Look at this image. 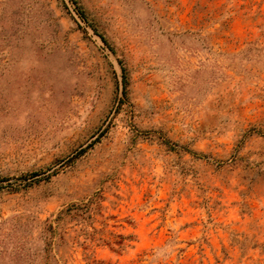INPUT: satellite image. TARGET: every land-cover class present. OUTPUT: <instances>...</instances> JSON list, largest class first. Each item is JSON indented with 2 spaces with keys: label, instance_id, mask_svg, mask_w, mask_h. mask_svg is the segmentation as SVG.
<instances>
[{
  "label": "rangeland",
  "instance_id": "obj_1",
  "mask_svg": "<svg viewBox=\"0 0 264 264\" xmlns=\"http://www.w3.org/2000/svg\"><path fill=\"white\" fill-rule=\"evenodd\" d=\"M0 264H264V0H0Z\"/></svg>",
  "mask_w": 264,
  "mask_h": 264
}]
</instances>
